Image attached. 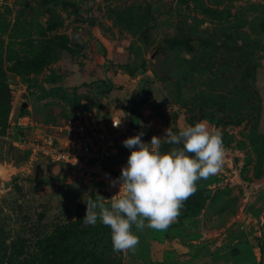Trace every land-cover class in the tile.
I'll list each match as a JSON object with an SVG mask.
<instances>
[{
  "label": "rangeland",
  "instance_id": "obj_1",
  "mask_svg": "<svg viewBox=\"0 0 264 264\" xmlns=\"http://www.w3.org/2000/svg\"><path fill=\"white\" fill-rule=\"evenodd\" d=\"M86 108L119 117L122 142L198 121L222 132L223 170L166 231H137L135 252L85 225L97 184L21 144ZM0 169L3 210L72 223L79 264H262L264 0H0Z\"/></svg>",
  "mask_w": 264,
  "mask_h": 264
},
{
  "label": "clouds",
  "instance_id": "obj_2",
  "mask_svg": "<svg viewBox=\"0 0 264 264\" xmlns=\"http://www.w3.org/2000/svg\"><path fill=\"white\" fill-rule=\"evenodd\" d=\"M121 119H113L119 127ZM144 131L122 143L131 149L126 165L111 187L119 190L110 198L90 194L83 202L85 225L97 222L110 228L115 252H135L140 243L137 231L145 228L166 231L181 214L184 203L198 191V182L223 170L225 145L219 129L206 121L171 127L163 137L142 140ZM172 147L162 151V145ZM136 229V231L133 230Z\"/></svg>",
  "mask_w": 264,
  "mask_h": 264
},
{
  "label": "built area",
  "instance_id": "obj_3",
  "mask_svg": "<svg viewBox=\"0 0 264 264\" xmlns=\"http://www.w3.org/2000/svg\"><path fill=\"white\" fill-rule=\"evenodd\" d=\"M113 119L120 120L109 111L82 109L56 134L37 131L36 136L25 138L21 144L32 158L43 156L64 165L77 178L99 184L106 198H110L119 190V185L111 187V181L120 176L113 161L125 133L122 120L119 127H114Z\"/></svg>",
  "mask_w": 264,
  "mask_h": 264
},
{
  "label": "trees",
  "instance_id": "obj_4",
  "mask_svg": "<svg viewBox=\"0 0 264 264\" xmlns=\"http://www.w3.org/2000/svg\"><path fill=\"white\" fill-rule=\"evenodd\" d=\"M81 236L72 223L54 217L31 222L28 216L14 217L0 206V264H79L83 257L74 243Z\"/></svg>",
  "mask_w": 264,
  "mask_h": 264
},
{
  "label": "water",
  "instance_id": "obj_5",
  "mask_svg": "<svg viewBox=\"0 0 264 264\" xmlns=\"http://www.w3.org/2000/svg\"><path fill=\"white\" fill-rule=\"evenodd\" d=\"M262 264H264V244H263Z\"/></svg>",
  "mask_w": 264,
  "mask_h": 264
},
{
  "label": "bare ground",
  "instance_id": "obj_6",
  "mask_svg": "<svg viewBox=\"0 0 264 264\" xmlns=\"http://www.w3.org/2000/svg\"><path fill=\"white\" fill-rule=\"evenodd\" d=\"M3 173V170L0 169V174Z\"/></svg>",
  "mask_w": 264,
  "mask_h": 264
}]
</instances>
